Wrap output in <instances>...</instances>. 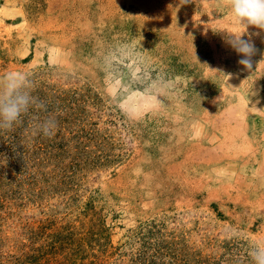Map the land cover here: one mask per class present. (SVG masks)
Here are the masks:
<instances>
[{
  "label": "rangeland",
  "instance_id": "374dc122",
  "mask_svg": "<svg viewBox=\"0 0 264 264\" xmlns=\"http://www.w3.org/2000/svg\"><path fill=\"white\" fill-rule=\"evenodd\" d=\"M12 103L0 264H256L264 31L229 0H0Z\"/></svg>",
  "mask_w": 264,
  "mask_h": 264
},
{
  "label": "clouds",
  "instance_id": "9594fccd",
  "mask_svg": "<svg viewBox=\"0 0 264 264\" xmlns=\"http://www.w3.org/2000/svg\"><path fill=\"white\" fill-rule=\"evenodd\" d=\"M231 15L237 23H245L264 31V0H229ZM252 35H259L253 33ZM233 47L244 58L238 63L244 67L240 71L250 70L253 68L252 56L257 52L251 39L245 38L243 34H236L234 37ZM26 103V101H22ZM20 114L19 105L12 103L6 107L0 108V116L11 122L18 118ZM256 264H264V247H258L251 253Z\"/></svg>",
  "mask_w": 264,
  "mask_h": 264
}]
</instances>
